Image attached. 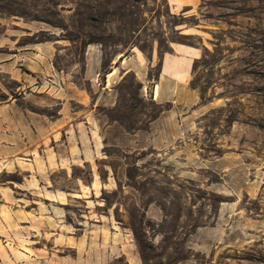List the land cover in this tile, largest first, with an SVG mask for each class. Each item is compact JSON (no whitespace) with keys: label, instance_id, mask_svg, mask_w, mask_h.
<instances>
[{"label":"rangeland","instance_id":"374dc122","mask_svg":"<svg viewBox=\"0 0 264 264\" xmlns=\"http://www.w3.org/2000/svg\"><path fill=\"white\" fill-rule=\"evenodd\" d=\"M94 1L0 0L68 46L54 77L0 62V264H264V0ZM89 6L108 21L87 24ZM88 32L104 63L133 42L157 52L149 82L130 71L115 106L93 105ZM173 43L201 50L195 99L153 95Z\"/></svg>","mask_w":264,"mask_h":264},{"label":"crops","instance_id":"0c3cea01","mask_svg":"<svg viewBox=\"0 0 264 264\" xmlns=\"http://www.w3.org/2000/svg\"><path fill=\"white\" fill-rule=\"evenodd\" d=\"M173 6L188 2H178L169 0ZM6 23V24H5ZM4 26L2 42L6 47L9 58H2L3 66H12L16 70H29L32 74H39L42 71L52 72L53 77L60 72L55 62V55L60 51L68 49L66 41L59 33L48 27L47 23L39 20L25 19L22 16L11 15L9 18L0 17V25ZM41 31H49L55 37L46 41H22L26 37L30 38ZM191 33V28L185 29L184 33ZM172 52L163 53L160 60V70L153 81V95L155 98L172 101L183 91L185 97L195 99V91L188 88L191 80V73L194 60L200 56V49L182 43H173ZM5 51V50H4ZM103 49L100 44H88L83 52L82 61H77L76 65L82 70V77L85 83L96 93L95 104L113 95L109 105L115 106L116 96L114 86L124 76L133 71L141 84H146L150 80L149 68L154 66L158 53L154 52L151 58H146L138 48L130 47L129 55L119 52L107 63L103 61ZM145 68V69H144ZM65 89L71 93L74 91L72 83H67ZM80 88V89H79ZM78 88L77 94L82 95L83 101L87 104L88 89L83 86ZM172 89V93L169 91ZM84 91V93H83ZM194 101H192L193 103Z\"/></svg>","mask_w":264,"mask_h":264},{"label":"trees","instance_id":"16d2710c","mask_svg":"<svg viewBox=\"0 0 264 264\" xmlns=\"http://www.w3.org/2000/svg\"><path fill=\"white\" fill-rule=\"evenodd\" d=\"M99 1L100 0H95L94 2L95 3H99ZM137 3H140V2L137 0ZM57 4H58V2H56V1L53 2V5H57ZM89 9H90L89 16H88L89 17L88 18L89 20H88V22H86L87 24H90L92 27H94L96 23H102L104 21H108V20H106L107 19L106 18L107 15L105 16V14H103L102 16H100V18H96L95 14H94V10H95L94 6H89ZM20 16H22V15H20ZM31 20H39V21H43L45 23H48V24H51V25H54V26H58L57 24H53L50 20H47V19H41V18L34 17ZM46 40H50V39H44V40H40V41H46ZM70 41L71 42H75V40H72V39H70ZM92 43L102 44L103 45V42H102V39L101 38H98V37L96 38V37H94V34L92 32H88V35H86V38L84 40L83 45L86 46V45L92 44ZM135 46H138L139 48H141V50H143V52L146 53L145 48H143L140 45H138L137 43L133 42L131 44V47H135ZM159 54H161V51H159Z\"/></svg>","mask_w":264,"mask_h":264}]
</instances>
